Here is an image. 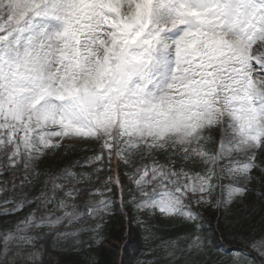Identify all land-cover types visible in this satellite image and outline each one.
I'll use <instances>...</instances> for the list:
<instances>
[{"label": "snow or ice", "instance_id": "1", "mask_svg": "<svg viewBox=\"0 0 264 264\" xmlns=\"http://www.w3.org/2000/svg\"><path fill=\"white\" fill-rule=\"evenodd\" d=\"M262 158L264 0H0V264L99 248L117 203L153 257L131 264H264Z\"/></svg>", "mask_w": 264, "mask_h": 264}, {"label": "trees", "instance_id": "2", "mask_svg": "<svg viewBox=\"0 0 264 264\" xmlns=\"http://www.w3.org/2000/svg\"><path fill=\"white\" fill-rule=\"evenodd\" d=\"M65 152H63L61 155H64ZM85 157V156H84ZM68 159H70L69 157H67ZM77 160V159H76ZM252 199H254V197H252ZM253 201H251L252 203ZM261 211H257L256 212V216L253 218L252 220V223H257L259 224V221L261 219V216L264 215V208H261ZM205 217L207 219H210L212 221V223L214 224V217H216L214 214L209 216V215H205ZM5 218H3V220L1 221L0 224H2L3 222H5ZM156 224L160 225V231H161V234L163 236H165L166 238L167 237H172V236H176L180 233H182L184 231L183 227L179 226L178 224H174L173 222L171 223H163L164 221L163 220H159V219H156L154 221ZM120 224V225H119ZM116 225H119L121 228H122V223L120 221H117L116 222ZM256 233H259L258 232V228L256 227ZM140 232L138 231V234ZM134 235H136V233H134ZM214 240L216 241V236L214 237ZM131 244H134V245H130V247H137L140 245V241H139V238L138 236H134L133 240L131 241ZM217 242L216 244L214 245V247L217 246ZM138 253L135 254V256H137ZM56 258H58L57 260V264H66V261L69 260V259H76V260H79V261H85V260H82L83 258H81L80 256L78 255H58ZM133 256H130V258L127 260V261H130L132 260ZM99 264H117L116 261H117V254L114 252V251H111V250H102L98 255L97 257L95 258ZM55 260V259H54ZM126 261V262H127Z\"/></svg>", "mask_w": 264, "mask_h": 264}, {"label": "rangeland", "instance_id": "3", "mask_svg": "<svg viewBox=\"0 0 264 264\" xmlns=\"http://www.w3.org/2000/svg\"><path fill=\"white\" fill-rule=\"evenodd\" d=\"M262 159H264V158H262ZM113 167H115V163L113 164ZM254 175H259V173H254ZM255 199V198H254ZM254 199H252V197H249V199H248V201L246 202V204L247 205H249V207H246L245 206V204H237V205H235V207L233 208V212L236 214V215H238V216H244V215H247V213L249 212V211H251L252 210V208H251V205H252V203H251V201H254ZM261 211V209H260V206L257 204L256 205V211H255V215L252 217V220H253V218L256 216V212L257 211ZM235 218V217H234ZM18 219H20V218H16L15 220H14V222L16 221V220H18ZM13 222V223H14ZM256 224V226H257V228H258V231H259V233L258 234H256V232H254V234H253V236H252V238H254V239H260L261 238V236H264V228H261L260 226H259V224H257V223H255ZM228 243H230L229 245L231 246V241L230 242H228ZM234 246H237V245H239V243H232ZM117 245H120V243H118ZM239 248V247H238ZM242 249H245L244 247H241ZM251 253H252V257H254L255 259H258V257L256 258V254L254 253V252H252L250 249H248ZM240 251H242V250H240ZM247 253V252H246ZM251 253H248V254H251ZM44 258L45 259H47L48 260V254H47V252H46V250H45V256H44Z\"/></svg>", "mask_w": 264, "mask_h": 264}]
</instances>
